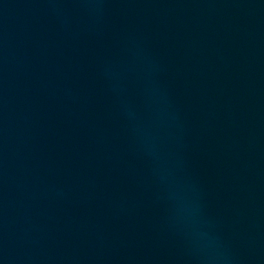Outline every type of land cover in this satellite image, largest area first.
<instances>
[{
    "label": "water",
    "instance_id": "1",
    "mask_svg": "<svg viewBox=\"0 0 264 264\" xmlns=\"http://www.w3.org/2000/svg\"><path fill=\"white\" fill-rule=\"evenodd\" d=\"M0 264H264V0H0Z\"/></svg>",
    "mask_w": 264,
    "mask_h": 264
}]
</instances>
